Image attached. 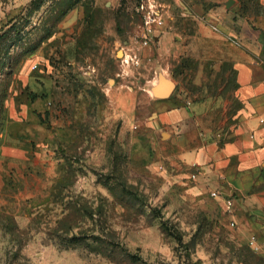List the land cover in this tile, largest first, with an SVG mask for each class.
Returning a JSON list of instances; mask_svg holds the SVG:
<instances>
[{
    "label": "rangeland",
    "instance_id": "1",
    "mask_svg": "<svg viewBox=\"0 0 264 264\" xmlns=\"http://www.w3.org/2000/svg\"><path fill=\"white\" fill-rule=\"evenodd\" d=\"M136 1L0 0V264H264L157 123L162 100L217 99L199 133L226 137L264 0H159L151 35Z\"/></svg>",
    "mask_w": 264,
    "mask_h": 264
},
{
    "label": "crops",
    "instance_id": "2",
    "mask_svg": "<svg viewBox=\"0 0 264 264\" xmlns=\"http://www.w3.org/2000/svg\"><path fill=\"white\" fill-rule=\"evenodd\" d=\"M232 61L241 105L234 123H225L226 137L213 133V138L204 139L199 133L212 123L213 131L223 128V107L217 99L190 106L162 100L157 123L169 130L165 144L174 149L175 157L187 168L198 167L197 190L209 186L216 191L223 212L224 198L233 199L234 210L227 217L236 222V232L245 242L258 237L264 258V61L249 48L237 51Z\"/></svg>",
    "mask_w": 264,
    "mask_h": 264
},
{
    "label": "built area",
    "instance_id": "3",
    "mask_svg": "<svg viewBox=\"0 0 264 264\" xmlns=\"http://www.w3.org/2000/svg\"><path fill=\"white\" fill-rule=\"evenodd\" d=\"M135 10L142 18L145 33L149 35L155 34L163 26L167 12L165 11V4L159 0H137ZM213 196H218V193L213 191ZM224 202L227 211L232 212L234 207L233 199L226 198ZM249 242L254 251L259 252L261 250L262 247L256 235H252Z\"/></svg>",
    "mask_w": 264,
    "mask_h": 264
},
{
    "label": "water",
    "instance_id": "4",
    "mask_svg": "<svg viewBox=\"0 0 264 264\" xmlns=\"http://www.w3.org/2000/svg\"><path fill=\"white\" fill-rule=\"evenodd\" d=\"M233 3L234 0H228L226 2V7H231ZM175 87V82L171 78L167 77L163 73H160L157 82L151 87V92L156 98L166 99L171 96Z\"/></svg>",
    "mask_w": 264,
    "mask_h": 264
},
{
    "label": "bare ground",
    "instance_id": "5",
    "mask_svg": "<svg viewBox=\"0 0 264 264\" xmlns=\"http://www.w3.org/2000/svg\"><path fill=\"white\" fill-rule=\"evenodd\" d=\"M122 54V52H119V55H121Z\"/></svg>",
    "mask_w": 264,
    "mask_h": 264
}]
</instances>
